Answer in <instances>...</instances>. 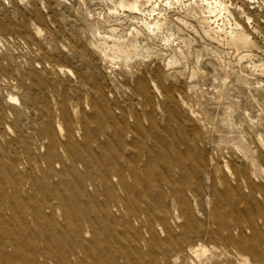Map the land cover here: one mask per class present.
<instances>
[{"label":"rangeland","instance_id":"374dc122","mask_svg":"<svg viewBox=\"0 0 264 264\" xmlns=\"http://www.w3.org/2000/svg\"><path fill=\"white\" fill-rule=\"evenodd\" d=\"M263 219L264 0H0V264H264Z\"/></svg>","mask_w":264,"mask_h":264},{"label":"bare ground","instance_id":"6f19581e","mask_svg":"<svg viewBox=\"0 0 264 264\" xmlns=\"http://www.w3.org/2000/svg\"><path fill=\"white\" fill-rule=\"evenodd\" d=\"M263 220H264V219H263ZM252 231H253L254 234H256V233H255V230H254V226H253V228H252ZM261 244H262V246H264V237H263L262 240H261Z\"/></svg>","mask_w":264,"mask_h":264}]
</instances>
